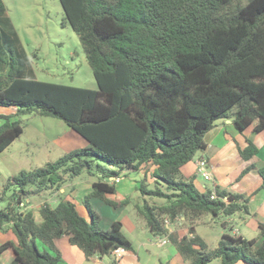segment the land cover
Returning a JSON list of instances; mask_svg holds the SVG:
<instances>
[{
  "label": "trees",
  "instance_id": "obj_1",
  "mask_svg": "<svg viewBox=\"0 0 264 264\" xmlns=\"http://www.w3.org/2000/svg\"><path fill=\"white\" fill-rule=\"evenodd\" d=\"M64 21L77 34L96 89L41 81L0 0V151L23 131L19 116L39 114L63 120L87 145L65 152L32 171H21L0 192V231L16 242L0 244L13 252L10 264H59L55 240L68 236L86 259L132 250L113 220L99 227L90 197L117 208L116 178L151 171V186L139 179L137 211L149 233L167 236L184 264H264V222L258 237L222 232L217 245L190 225L188 234L168 231L178 217L190 223L204 214H249V198L219 185L200 191L181 166L206 148L205 134L219 119L237 131L257 121L264 130V0H59ZM250 140L239 154L249 159ZM253 166H248L243 172ZM264 184V163L257 169ZM95 176L81 199L87 216L66 195L55 206L26 208L31 195L59 190L81 174ZM15 185L18 190L8 194ZM213 194V195H212ZM147 198H161L162 204ZM231 224L222 222L226 227ZM231 229H232V225ZM114 264V263H109ZM162 264H168L167 262Z\"/></svg>",
  "mask_w": 264,
  "mask_h": 264
},
{
  "label": "rangeland",
  "instance_id": "obj_2",
  "mask_svg": "<svg viewBox=\"0 0 264 264\" xmlns=\"http://www.w3.org/2000/svg\"><path fill=\"white\" fill-rule=\"evenodd\" d=\"M2 2L28 56L36 79L89 89L97 88L79 38L70 25L64 21L59 0H2ZM0 112L7 113L10 110H0ZM19 119L23 127L22 133L4 150L0 151V192L3 185L12 176L18 175L21 171L28 172L42 167L48 161H54L65 152L81 147L86 142L81 135L72 130L61 119L39 114L21 115ZM201 153V151H197L193 160L202 157L206 159V155H201ZM143 171L132 172L130 175L134 174L132 179L135 181L143 180L145 176L144 182L151 186V171L148 169L146 175ZM94 180H96L95 176L83 173L68 179L61 186L63 191L52 190L40 196L31 195L29 204L27 203L25 207L32 208L36 221L40 222L37 211L41 204L47 202L51 206H55L59 196L63 194H69L73 197L76 194L79 204V200L91 190V183ZM196 181L198 187L203 183L209 186L208 188L212 186V180H205L200 172L196 175ZM15 189L18 190L15 185H12L7 193L10 194ZM119 197L114 195L110 198L119 201ZM126 197L127 204L117 209L104 204L97 198L90 197L88 199L91 207L101 216L98 223L99 227L106 230L113 218L117 220L126 213L127 216L123 218L124 226L121 232L127 239L133 243L136 239L155 241L156 238L149 233L136 208L142 203V195L135 190ZM147 199L150 203L157 205L164 202L161 198ZM3 206L4 202L0 203V208ZM230 217L234 219L233 225L228 224L226 227L222 226V222L227 220L229 216L214 217L210 214H204L193 220L192 223L184 217H178L172 225L167 224V228L169 225L170 228L175 226V230L181 233L188 232L189 226L192 225L209 249L216 247L222 232L231 233L233 229L248 239L258 236V230L254 232L244 226V223L238 218V213ZM130 224H134L135 230L130 229ZM140 224L146 229L137 228ZM230 225L233 226L232 229ZM152 248L159 250L155 245ZM2 261L1 257L0 264ZM217 262L215 259L212 264Z\"/></svg>",
  "mask_w": 264,
  "mask_h": 264
},
{
  "label": "crops",
  "instance_id": "obj_3",
  "mask_svg": "<svg viewBox=\"0 0 264 264\" xmlns=\"http://www.w3.org/2000/svg\"><path fill=\"white\" fill-rule=\"evenodd\" d=\"M256 123L257 121L255 120L243 131H237L230 119L225 118L217 120L215 126L205 134L204 139L206 142V148L201 151V155H206L208 168L211 172V179H209L212 180L211 188L213 185H219L248 196V208L250 213H238V218L244 223L246 228L254 232L258 230V223L264 222V184L257 171V169L264 163V130L255 132L254 126ZM248 140L255 144L258 151L249 159H244L240 156L239 149H243L247 145ZM85 145H87V141L83 143L81 147ZM248 166H253V168L243 172ZM180 170L185 179H188L190 176H195L193 182L198 190L204 191L209 187L204 183H200L201 185L198 187L196 181V175L198 173L196 170V160L192 159L188 161L181 166ZM133 175L134 174H129L128 176L118 178V181H116V193L108 195V197L110 198L114 195H118L120 196V200L134 192L137 181L132 179L134 177ZM59 190L63 191L64 189L61 187ZM66 197L76 204L78 211L82 215L88 218L86 209L81 204V200H79V204L77 203L78 199L76 198V194L74 197L69 194L66 195ZM126 216L127 214L125 213L118 218L122 223V228L124 226L123 218H126ZM136 218L138 220V217ZM231 218L232 217L229 216L227 221L233 225L234 219ZM113 220L116 219L113 218ZM112 221H110V223ZM137 228L144 230L145 227L140 224ZM130 229L135 230L134 224H130ZM167 229L169 232L173 231L175 230V226L170 228L169 225V228ZM195 231L197 233L196 228ZM238 232L239 231L235 229L231 231L232 234L243 236ZM179 234L190 235L186 231L179 232ZM153 237L156 238L155 241L151 239H148L147 241L136 239L135 243H133L130 240L132 244V250L130 251L121 249L119 254L111 253L102 257L94 256L89 259L84 257L83 252L78 247L70 244L68 236H62L56 239L55 244L61 253V261L59 264H109L111 262L114 264H162L165 262L168 264H184L182 257L169 240L162 245H158V236L153 235ZM0 240V243L6 240L16 242L14 235L9 229L6 231H0ZM154 245L159 248V250H154L152 248ZM1 257L3 259L2 264H10L13 257L12 250L10 248L6 249L0 255V258ZM237 264L243 263L239 262Z\"/></svg>",
  "mask_w": 264,
  "mask_h": 264
},
{
  "label": "built area",
  "instance_id": "obj_4",
  "mask_svg": "<svg viewBox=\"0 0 264 264\" xmlns=\"http://www.w3.org/2000/svg\"><path fill=\"white\" fill-rule=\"evenodd\" d=\"M196 170L200 172L205 180L211 179V172L208 168V161L205 158H200L196 160ZM115 182L118 181V178L114 180ZM213 195V194H212ZM168 242L167 236H158L157 243L158 245H162ZM122 248H116L112 253L119 254Z\"/></svg>",
  "mask_w": 264,
  "mask_h": 264
}]
</instances>
